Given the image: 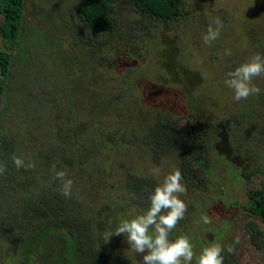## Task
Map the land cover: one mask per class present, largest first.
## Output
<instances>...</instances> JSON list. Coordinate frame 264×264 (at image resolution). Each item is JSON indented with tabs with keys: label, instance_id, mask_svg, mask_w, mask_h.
I'll use <instances>...</instances> for the list:
<instances>
[{
	"label": "rangeland",
	"instance_id": "obj_1",
	"mask_svg": "<svg viewBox=\"0 0 264 264\" xmlns=\"http://www.w3.org/2000/svg\"><path fill=\"white\" fill-rule=\"evenodd\" d=\"M72 7L73 0H24L19 41L9 51V78L0 95L1 124L16 137L26 136L34 123L30 120L33 115L56 125L63 123L71 105L74 111L64 120L66 125L88 122L84 131L94 141L113 143L124 138L130 142L119 152H111L112 159L105 163L109 167V187H121L128 175L151 178L158 184L163 175L176 170L174 146L170 148L161 140L158 159L148 156L150 153L140 149L131 137V129L159 112L177 119L179 126L188 116L229 120L243 100L233 99V91L225 84L227 73L254 54L264 55V0H183L182 15L177 20L143 29L134 22L136 14L121 9L117 14L121 28L118 39L114 36L115 42L96 50L82 44L97 46L95 39L81 41L85 33L75 35L70 28ZM217 18L223 23L220 36L205 44L202 34L209 26L217 27ZM130 22L131 29L127 28ZM253 84L264 96V77L255 78ZM67 92L69 96H65ZM92 92L106 100L90 106L86 99ZM255 98L253 95L246 100L257 103ZM120 100H126L127 105ZM263 106L258 104L259 119H263ZM113 117L118 120L113 121ZM253 119L251 123H256V117ZM65 124L57 126L59 132ZM231 138L235 143L237 134ZM243 141L249 143L246 137ZM259 143L264 146L261 140ZM79 147L76 139L62 151L74 158ZM239 147L243 150L247 144ZM214 161L217 166L209 168L211 180L206 189L186 188V194L179 197L187 205V225L180 230L174 228L170 238L181 236L182 231L198 256L203 241L212 243L215 237V243L224 249L234 244L236 264H264V248L258 251L251 245L244 229L247 217L241 208L247 201L246 190L261 188L264 176L254 167L247 168L244 179L228 176L227 164L222 162L225 158ZM260 164H264V158ZM154 167L162 169L160 177L152 175ZM149 191H141L131 202L117 190L111 189L109 194L116 200L123 199L115 205L135 217L147 210L145 197ZM204 216L211 222L205 224ZM260 229L264 231L263 226ZM237 238L239 242L234 243ZM125 239L123 235L110 238L113 251L109 259L120 257L126 264H142V256L131 250ZM4 247L0 242V264H12L4 261L8 259L6 251L2 252Z\"/></svg>",
	"mask_w": 264,
	"mask_h": 264
},
{
	"label": "trees",
	"instance_id": "obj_2",
	"mask_svg": "<svg viewBox=\"0 0 264 264\" xmlns=\"http://www.w3.org/2000/svg\"><path fill=\"white\" fill-rule=\"evenodd\" d=\"M23 4L24 0H0L3 44L0 48V95L9 78L12 63L9 51L14 50L19 41ZM182 8L183 0H73L69 25L75 35L85 33L81 41L95 39L97 46L88 42L82 44L89 50L91 46L96 50L115 42L114 36L118 39L121 28L117 14L121 9L136 14L138 18L134 22L143 29L177 20ZM132 27L133 23L127 28ZM255 99L260 106L264 105V96L258 94ZM86 100L92 106L106 99L92 92ZM257 103L241 101L229 120H199L188 116L184 121L181 119V126L177 119L159 112L132 128L131 137L140 149L156 159L161 140L170 148L174 146L176 167L183 177L181 183L192 190L206 189L211 180L209 168L213 170L217 166L214 161L217 157L225 158L222 162L227 164L225 174L228 176L244 179L249 173L247 168L251 170L252 167L257 169L254 171L258 175L264 176V164H260L264 146L259 143V140L264 143V113L263 119H259L261 109ZM122 104L127 105V101L123 100ZM69 107L71 111L67 110L63 123L56 125L33 115L30 120L34 123L28 128L30 134L21 137L2 127L3 114L0 112V163L7 166L5 173L0 175V242L5 245L2 252L6 251L8 258L4 261L12 264H126L124 258L109 259L113 243L104 242L103 233L114 232L122 220L134 217L115 205L124 200H116L109 191L117 190L118 195L131 202L141 191L153 190L156 183L151 178L128 175L121 187H109L110 173L105 163L112 159L111 152H119L130 142L124 138L113 143L94 141L84 131L88 122L82 126L66 125L64 120L74 111L71 105ZM253 117L256 123H251ZM113 118L116 122L117 117ZM61 124L66 126L63 132H59ZM52 132L55 139L50 137ZM236 134L234 143L231 137ZM245 137L249 143L242 142ZM76 139L80 143L78 152L74 158L66 157L62 147ZM243 143L247 147L242 150L239 146H244ZM221 151L222 154H217ZM13 154L35 167L17 169L11 160ZM53 165L57 170L66 171V178L73 181L70 196L62 194L61 181L54 179ZM246 199L241 207L247 217L244 229L251 245L261 251L264 248V231L260 229L264 227V183L259 189L248 188ZM186 225L185 215L176 228L180 230ZM179 233L185 235L182 231ZM215 240L214 237L212 243L203 241L200 246L211 245ZM229 245L234 247L232 243ZM227 247L222 252L223 264H236Z\"/></svg>",
	"mask_w": 264,
	"mask_h": 264
},
{
	"label": "clouds",
	"instance_id": "obj_3",
	"mask_svg": "<svg viewBox=\"0 0 264 264\" xmlns=\"http://www.w3.org/2000/svg\"><path fill=\"white\" fill-rule=\"evenodd\" d=\"M216 28L209 26L202 34L205 44H211L220 36L223 23L218 18L214 20ZM225 84L233 91L235 101L246 100L250 96L258 95L261 89L253 84L257 77H264V55L259 53L250 56L234 70L227 73ZM13 165L17 168L32 169L35 165L26 162L24 158L13 154ZM7 170L4 163H0V175ZM152 175L160 177L162 169L154 167ZM54 179L61 181V191L65 197L71 195L73 181L67 177L64 170H57L53 165ZM181 172L176 169L163 175L162 179L152 191L147 192L145 199L148 208L142 214L131 219L122 220L116 230L103 233L104 242H108L113 235H123L126 243L136 254L142 256V264H223L222 252L225 250L220 244L213 243L204 247L198 256L194 253L189 238L177 236L170 238V233L178 222L184 219L187 205L179 197L186 194V187L181 183ZM203 222L210 223V218L204 216ZM238 238L234 243H238ZM232 245L227 252L232 253Z\"/></svg>",
	"mask_w": 264,
	"mask_h": 264
}]
</instances>
